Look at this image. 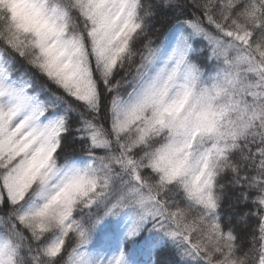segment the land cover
Masks as SVG:
<instances>
[{"label":"snow or ice","instance_id":"obj_1","mask_svg":"<svg viewBox=\"0 0 264 264\" xmlns=\"http://www.w3.org/2000/svg\"><path fill=\"white\" fill-rule=\"evenodd\" d=\"M161 249L264 264V0H0V264Z\"/></svg>","mask_w":264,"mask_h":264},{"label":"trees","instance_id":"obj_2","mask_svg":"<svg viewBox=\"0 0 264 264\" xmlns=\"http://www.w3.org/2000/svg\"><path fill=\"white\" fill-rule=\"evenodd\" d=\"M151 27H152V35L153 39L159 42L164 36L169 32L171 27L174 25L175 21L171 18V15H164L162 13H158L152 20H151ZM229 211L227 207V201L225 202L224 212L227 214ZM142 258L143 257H138ZM148 264H172L175 260L174 253L169 249H161L157 252L149 255L146 257Z\"/></svg>","mask_w":264,"mask_h":264},{"label":"rangeland","instance_id":"obj_3","mask_svg":"<svg viewBox=\"0 0 264 264\" xmlns=\"http://www.w3.org/2000/svg\"><path fill=\"white\" fill-rule=\"evenodd\" d=\"M142 259V258H141Z\"/></svg>","mask_w":264,"mask_h":264}]
</instances>
